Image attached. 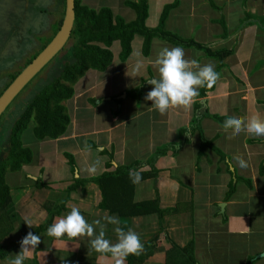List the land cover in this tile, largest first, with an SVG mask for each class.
<instances>
[{
	"label": "crops",
	"instance_id": "obj_1",
	"mask_svg": "<svg viewBox=\"0 0 264 264\" xmlns=\"http://www.w3.org/2000/svg\"><path fill=\"white\" fill-rule=\"evenodd\" d=\"M84 1L83 5L91 3ZM125 1L120 10L129 21L135 14ZM147 4L148 28L157 27L164 6L172 5L165 31L173 30L180 39L211 52L232 54L212 57L193 46L153 38L144 56L143 38L135 35L131 53L122 62L120 44L114 41L109 66L84 71L72 84L71 97L62 102L69 119L64 133L55 139L21 136L31 161L4 174L10 203L0 239L4 253L0 264H9L20 251L19 241L43 226L50 212L52 224L72 207L79 208L89 223L100 220L112 243L117 241L116 227L138 233L152 250L142 264H166L171 253L173 264H183L181 255L174 259L179 251L173 248L189 243L196 264H264V138L243 132L231 137L221 128L228 116H264V0H147ZM164 47H181L186 59L213 65L220 79L211 89L200 88L190 109L162 115L144 96L152 88L147 81L158 77L154 61ZM138 62V74L128 75ZM140 86L139 96L133 97L131 92ZM163 148L166 154L153 162L156 180H141L132 192L134 203L158 198L161 218L120 217L98 207L101 193L90 179L135 162L141 163L140 170ZM97 156L103 158L102 164L90 174L86 164ZM236 156L247 167L241 168ZM106 216L120 223H108ZM94 227L98 234L99 226ZM36 235L41 243L24 264H35L34 255L37 264H114L110 254L91 249L92 238L87 236L56 240L47 235V228Z\"/></svg>",
	"mask_w": 264,
	"mask_h": 264
},
{
	"label": "trees",
	"instance_id": "obj_2",
	"mask_svg": "<svg viewBox=\"0 0 264 264\" xmlns=\"http://www.w3.org/2000/svg\"><path fill=\"white\" fill-rule=\"evenodd\" d=\"M61 2L62 10L61 16L57 21L58 27L64 14L65 0H61ZM124 4L129 6L135 14L134 18L129 21H126L120 15L114 14L108 6L94 9L83 5L81 0H75V20L70 35V39L72 38L73 41L67 53L70 56L71 62L64 64L58 76L53 77L48 83L39 88L25 102V106L19 109L20 115L18 118L8 121L12 125L10 132L6 135L9 148L5 159L0 162V239H2L6 231L4 229L5 211L10 203L9 188L4 183V174L6 171H17L23 164H28L31 161V152L28 148L22 147L19 135L24 131L28 121L32 120L34 122V136L36 138L55 139L61 136L69 122L62 102L71 97L72 84L88 69L104 71L109 66L112 60V53L108 48L114 41H118L120 44L119 59L122 62L131 53V42L135 35L143 38L142 54L144 56L147 55L151 39L153 38H159L175 45L193 46L194 48L204 50L212 57L218 55L221 57V52L224 53L223 51L211 52L205 46L186 42L177 35L165 31L163 28L164 21L172 5L164 6L157 27L148 28L145 25V19L148 13L147 0H127ZM248 17L251 18V15H248ZM55 34L54 32L53 36ZM49 42L50 40H47L44 47ZM224 54L230 55L232 52H226ZM35 55L33 54L28 60L17 63L15 67L8 69V73L3 74L4 77H7V80H4V77L0 78V96ZM15 63L16 61H13V64ZM141 88L142 86L133 90L131 95L138 97ZM4 116V113L0 115V125L4 121ZM1 128L0 133L2 132ZM5 130H7V127ZM166 152V148L160 149L154 157L144 162L150 169L141 171V180H156L157 170L153 162L157 157L165 155ZM140 164V162H135L128 167H118L113 171L105 172L89 180V182L97 185L100 190L101 202L98 205L100 209L107 210L110 214H118L120 217L158 214L161 218L162 214L158 207V198L153 201H142L138 203H134L132 200V192L135 184L129 179L128 173L129 170H139L138 167H140ZM76 186H78V181L72 188ZM53 216V213L50 212L45 224L37 228L33 234L36 235L46 229L51 224ZM173 249L179 251L178 255L174 256L175 260L181 255L184 260L183 264H196L191 243L181 249ZM151 254V248L144 246L142 254L139 256L130 255L127 257L126 262L127 264H142ZM171 254H168L170 261L167 259L166 264H173ZM3 255L4 253H0V258ZM33 260L37 264L35 255Z\"/></svg>",
	"mask_w": 264,
	"mask_h": 264
},
{
	"label": "clouds",
	"instance_id": "obj_3",
	"mask_svg": "<svg viewBox=\"0 0 264 264\" xmlns=\"http://www.w3.org/2000/svg\"><path fill=\"white\" fill-rule=\"evenodd\" d=\"M154 66L158 77L147 81L152 85V88L146 93L144 99L151 101L153 110L162 115L172 109H190L200 95L199 89H211L220 79V74L213 65H201L195 59H186L185 52L181 47H164L158 53ZM140 67L141 64L138 62L132 74H127L135 77ZM221 128L225 133L230 131L231 137L243 132L255 138H264V116L259 113L247 117L228 116ZM102 160L103 158L97 156L92 163L86 164L85 170L90 174L96 173ZM235 160L241 168L247 167V162L242 157L236 156ZM146 167V165H142L140 170H129V179L133 184L140 183L141 171ZM104 219L114 225L120 223L113 216H106ZM25 222L30 228L33 227L31 221L25 220ZM94 225L99 226L98 234H96ZM115 232L117 241L112 243L105 238V225L101 224L100 220L89 223L77 207H72L66 215L47 227V235L56 240L65 236L69 241L83 236L92 238L90 240L91 249L101 255L110 254L114 264H125L129 255L139 256L142 254L144 244L138 233L130 229L125 231L121 227H116ZM19 243L20 251L10 260L9 264H24L26 259H31L32 253L41 243V239L40 236L29 231Z\"/></svg>",
	"mask_w": 264,
	"mask_h": 264
},
{
	"label": "rangeland",
	"instance_id": "obj_4",
	"mask_svg": "<svg viewBox=\"0 0 264 264\" xmlns=\"http://www.w3.org/2000/svg\"><path fill=\"white\" fill-rule=\"evenodd\" d=\"M47 1L46 4V0H0V78L4 77L3 74L8 73V69L15 67L17 63L28 60L33 54L37 55L46 41L51 40L56 29L58 30L57 21L61 16L62 2L61 0ZM90 1L97 7L109 6L112 10L114 8L115 14L122 16L120 9L123 0ZM81 3L87 4L84 0H81ZM91 3L88 4L91 5ZM171 31L170 33H175ZM72 41L69 37L63 48L27 83L19 94V101L15 100L17 95L5 110L4 121L0 125V128L3 125L0 133V162L5 159L9 148L6 135L10 132L12 125L8 121L18 118L19 109L25 106V102L39 88L58 76L64 64L71 62L67 53ZM108 49H112L111 46ZM8 51H11V54ZM13 61L16 63L13 64ZM4 80H7V77H4ZM33 125L32 120L28 121L24 131L19 135L20 141L23 135V140L29 139L31 133L34 135ZM6 127L7 130H5ZM6 225L4 220V229L7 228Z\"/></svg>",
	"mask_w": 264,
	"mask_h": 264
},
{
	"label": "water",
	"instance_id": "obj_5",
	"mask_svg": "<svg viewBox=\"0 0 264 264\" xmlns=\"http://www.w3.org/2000/svg\"><path fill=\"white\" fill-rule=\"evenodd\" d=\"M75 20V0H65L61 24L50 42L27 64L0 96V115L27 83L57 54L71 35ZM221 208L224 204L220 205Z\"/></svg>",
	"mask_w": 264,
	"mask_h": 264
},
{
	"label": "flooded vegetation",
	"instance_id": "obj_6",
	"mask_svg": "<svg viewBox=\"0 0 264 264\" xmlns=\"http://www.w3.org/2000/svg\"><path fill=\"white\" fill-rule=\"evenodd\" d=\"M45 3L47 4V3H48V1L46 0V2H45ZM56 6H57V5H56ZM8 53H9V54H11V51H8ZM1 87H2V86H1ZM19 98H20V97H19V95H18V96L16 97V99H15V100L19 101V100H18ZM22 102H23V101H22ZM8 106H9V105H8ZM6 109H7V108H6ZM3 113H4V112H3ZM3 113H2V114H3Z\"/></svg>",
	"mask_w": 264,
	"mask_h": 264
}]
</instances>
